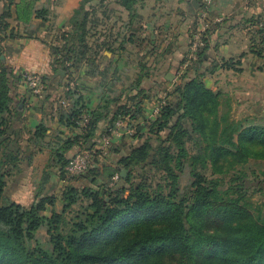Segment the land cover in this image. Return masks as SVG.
I'll use <instances>...</instances> for the list:
<instances>
[{
	"label": "trees",
	"instance_id": "trees-1",
	"mask_svg": "<svg viewBox=\"0 0 264 264\" xmlns=\"http://www.w3.org/2000/svg\"><path fill=\"white\" fill-rule=\"evenodd\" d=\"M3 1L0 40L14 37L6 35L13 14L24 26L33 16L49 23L51 9L62 0H45L39 6L40 0ZM138 1L80 0L68 25L49 44L54 70L64 72L56 75L63 86L55 107L57 122L79 130L81 115H89L87 130H79L73 138L54 143L49 127L41 122L26 139L27 147L49 150L50 162L65 181L59 210L54 195L36 198L29 205L6 195L7 180L18 168L24 149L21 130L15 127L22 108L10 97L13 72L0 61V264H264V213L241 201V186L221 191L219 181L202 172L209 166L226 173L225 162L233 166L249 159L264 160V125L231 119L227 102L220 113L221 93L202 80L201 65L208 57L205 36L214 26L206 32L190 70L166 93L156 117L142 128L133 120L147 97L141 87L143 75L134 80L136 93L125 94V102L105 98L93 110L85 106L72 74L83 70L87 76L104 78L99 69L104 52L113 55L118 39L121 49L124 41H131ZM111 4L127 13V19L121 20L123 28L97 35L100 21L110 20L115 11ZM259 27L263 32L264 25ZM252 51L262 53L256 45ZM49 79L42 77L45 90ZM45 99L44 105L49 96ZM118 119L132 130L126 137L136 145L130 144L128 152L119 156L112 141L110 156L107 153L102 159L97 150L92 166L80 176L83 185L72 184L65 173L69 152L93 148L99 122L107 121L104 133ZM139 163L142 166L136 168ZM151 168L162 171L169 182L151 189L146 176ZM122 169L125 177L120 176ZM116 173L118 181L109 186ZM185 173L191 181L181 190L179 177Z\"/></svg>",
	"mask_w": 264,
	"mask_h": 264
},
{
	"label": "crops",
	"instance_id": "crops-1",
	"mask_svg": "<svg viewBox=\"0 0 264 264\" xmlns=\"http://www.w3.org/2000/svg\"><path fill=\"white\" fill-rule=\"evenodd\" d=\"M79 1L62 0L54 7L57 31L68 25L69 18ZM200 2L201 0H139L135 6L136 18L129 31L132 34L129 37L131 41H124L121 49L118 47L120 41L118 39L113 55L104 52L105 58L99 67L104 78L87 76L84 71L77 75L76 85L83 95L86 108L95 109L105 98L125 102V94L136 93L135 89H132V83L138 75H143L141 87L145 89L147 97L133 121L136 127H143L148 120L155 118L156 104L166 99V93L174 84L180 82L181 76L190 70L194 62L193 60L185 66L195 25V13L200 7ZM3 8L4 1L0 0V12ZM211 14L213 17L221 18V21L205 36L208 57L201 65L200 71L204 72L202 80L206 87L227 97L231 119L264 125V43H262L264 31L260 32L262 28L259 27L264 25V0H213ZM120 16L121 20L127 19V13L123 10ZM8 23L6 35L13 33L14 37L0 40V61L18 75L31 72L50 78L49 82L54 86L53 89L50 87L53 95L48 99L47 105L33 100L24 85L16 84L11 88L10 95L13 101H21L22 130L19 136L22 138V147L28 150L27 154L20 158L18 168L14 172L21 171L23 165L24 169L35 168L43 173L42 181L32 191L34 194L27 195L26 201L9 198L22 205H29L36 198L51 195L48 193L50 186H45L44 183L50 178H55L57 184L62 186L56 191L59 195H53L58 196L56 203H61L59 197L66 184L55 174L57 167H53L50 162L49 150L27 147L26 141V137L33 133L41 122L49 127L48 133L52 134L54 141L57 140L54 143L73 138L79 132L77 128L60 125L55 114L58 102L54 97L63 92V86L56 75H64L63 71V74H60L61 70H54L52 66L49 44L53 42L55 35L47 29V23L34 16L28 25L24 26L13 14ZM252 45L261 48L260 56L253 53ZM226 61L232 62L233 65L223 67L221 64ZM207 69L212 70L206 72ZM74 75L75 73L72 77ZM106 126L107 121L99 122L94 143L98 142ZM112 141V146L117 145L118 148L114 154L119 156L128 152L130 144L136 145V141L129 140L123 134V129ZM49 170L54 173H45ZM23 193L26 191L20 192L18 196L21 197ZM45 214L49 215V211Z\"/></svg>",
	"mask_w": 264,
	"mask_h": 264
},
{
	"label": "rangeland",
	"instance_id": "rangeland-1",
	"mask_svg": "<svg viewBox=\"0 0 264 264\" xmlns=\"http://www.w3.org/2000/svg\"><path fill=\"white\" fill-rule=\"evenodd\" d=\"M43 1H45V0H40V2H43ZM40 4L41 3H38V6ZM110 6L115 8V11L111 14L110 20H108V21L103 20L102 23L100 21V25L97 28V35H99V33L104 34L105 32H107V30L109 28H111V32L113 34L116 33L117 30L119 31V30H122V28H123V25H124L123 22L121 21V19H119V21H118V18H117L118 16H119V18H121L120 9L117 6L112 5V4ZM76 7H77V4H76ZM51 10L53 13L51 15L49 23H47V29L49 31L53 32L54 35H56L58 32H60V30L62 31L64 29V27L61 28L59 31H57L55 29L56 15L54 13V8H52ZM98 15L101 18V14L98 13ZM56 66H58V65H56ZM82 71L83 70H81V72ZM12 72H13V83L15 85L16 84L24 85L21 74L18 75V73L14 72L13 70H12ZM78 74L79 73L75 72V75L72 78L78 81V78H77ZM48 86H47V90H45V89L43 90L41 97L33 95L30 92V90H29V95L33 98V100H37L38 102H42V101L46 100L45 99L46 96H49V98L50 97L52 98V95H53L52 89L54 88V86L51 83ZM25 88L27 89L26 86H25ZM58 96H59V94L58 95L56 94L54 99H57ZM10 97H11V95H10ZM220 101H221V106L219 108V112L222 113L225 111V108H226L225 103L226 102L229 103V102L227 100V97H225L224 95L221 96ZM20 102L21 101L14 102V104H16V105L20 104L21 105ZM45 103L48 104L47 101H45ZM16 122L17 123H16L15 127L16 128L19 127L20 130H22L21 126H20V120H18ZM144 125L145 124H143V126ZM140 128H142V127H140ZM26 138H28V136ZM52 142H57V140L54 141L52 138ZM152 143H153V145H155L154 140L152 141ZM21 146H23V145H21ZM188 146L191 149V152H193L194 148H193L192 144L189 143ZM23 149H26V148H23ZM76 151H77V148L72 150V152L69 154V158H71L72 155ZM27 152H28V150H24V153H21L19 156L23 158L27 154ZM141 166H142V163H139L135 167L139 168ZM223 166H224V170L227 171L226 173L214 172L209 166L206 169H203L202 172L206 178L212 179V180H218L219 185H220L218 188L221 191H226L228 188H230L229 186H235V185L241 186V194H242L241 201H247L253 208H255V209L259 208L261 210V212L264 213V160L249 159L248 163H245L243 165L242 164H234L233 166L230 165L229 162H225V163H223ZM21 168L22 169L19 172H14V170L12 171V174L7 181L6 195L8 197H14L15 199H21V200L26 201L27 195L30 196L31 194H34V192H32V191L42 181L41 180V178H42L41 174L43 172L40 171L39 169H35V168H33V169L32 168H25L24 169L23 165ZM50 172L54 173V171H50V170L46 171L45 173L48 174ZM55 174H57L56 171H55ZM146 176H147V178L151 184V189L153 187H155V185L157 183H160L163 186H165L167 184V182H169L168 179L165 177V174L162 171L157 170L155 168H151L149 170V172L146 174ZM82 177L71 178L70 181L74 185L81 186V185H83L82 182L84 181ZM134 180H137V179H134ZM190 181H191V178L188 175V173L181 175L179 177V186H180L181 190H183L185 187H187L189 185ZM44 184H45V186H50L49 187L50 191L48 192L49 194L59 195V193H57L56 191L60 190V187L62 185L57 184V181L55 180V178L48 179L47 182L45 181ZM25 191L27 194L23 193V194H21V197L18 196V194L20 192H25ZM165 192L166 191H164L163 193H165ZM235 196H237V194H235ZM60 207H61V203L57 202L55 205V209L59 210Z\"/></svg>",
	"mask_w": 264,
	"mask_h": 264
},
{
	"label": "built area",
	"instance_id": "built-area-1",
	"mask_svg": "<svg viewBox=\"0 0 264 264\" xmlns=\"http://www.w3.org/2000/svg\"><path fill=\"white\" fill-rule=\"evenodd\" d=\"M212 3L213 0H201L200 7L195 13V25L191 36L189 50L186 54L185 66H188L197 58L198 51L203 45V38L206 32L216 23L221 21V18L212 16ZM21 76L27 89L30 90L33 95L41 97L45 87L42 81V76L31 72H23ZM164 103L165 99H162L158 104H156L154 108L155 113L159 112L160 106ZM88 122L89 115L87 113H83L80 120L77 122L78 128L81 132H85L87 130ZM125 126V122L118 119L114 122L113 127L108 128L106 132L100 135L98 142L93 148H78L65 167L67 178H77L86 174L92 166V158L97 150L101 159L105 157L108 153V148L111 145L112 139L120 130L123 129V134L125 136L131 135L132 130L127 129ZM118 178V174H114L108 185L113 186V184L118 181Z\"/></svg>",
	"mask_w": 264,
	"mask_h": 264
},
{
	"label": "water",
	"instance_id": "water-1",
	"mask_svg": "<svg viewBox=\"0 0 264 264\" xmlns=\"http://www.w3.org/2000/svg\"><path fill=\"white\" fill-rule=\"evenodd\" d=\"M57 73H58V71H57ZM59 73H60V74H63L62 71H59ZM125 174H126V171H125L124 169H122V170L120 171V176H121V177H125Z\"/></svg>",
	"mask_w": 264,
	"mask_h": 264
}]
</instances>
